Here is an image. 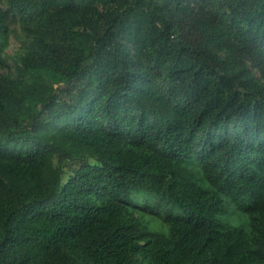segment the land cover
<instances>
[{
	"label": "trees",
	"instance_id": "trees-1",
	"mask_svg": "<svg viewBox=\"0 0 264 264\" xmlns=\"http://www.w3.org/2000/svg\"><path fill=\"white\" fill-rule=\"evenodd\" d=\"M0 264H264V0H0Z\"/></svg>",
	"mask_w": 264,
	"mask_h": 264
},
{
	"label": "rangeland",
	"instance_id": "rangeland-1",
	"mask_svg": "<svg viewBox=\"0 0 264 264\" xmlns=\"http://www.w3.org/2000/svg\"><path fill=\"white\" fill-rule=\"evenodd\" d=\"M11 30H13V33L11 34V38L9 40V45L6 48V58L9 62V64L13 65L14 62L12 60V57L16 54V52L20 48V30L19 25L17 23H12ZM176 214L182 215L183 213L181 211H176ZM223 220L226 223H229L236 227H242L247 229L248 224V218L246 216L240 215L235 208L232 206L229 209V212L226 216H224ZM154 230L160 231V232H167V227H165L160 220L156 221L154 224Z\"/></svg>",
	"mask_w": 264,
	"mask_h": 264
}]
</instances>
